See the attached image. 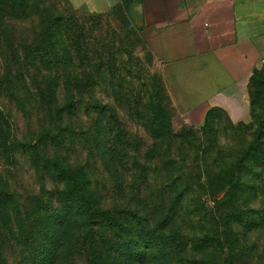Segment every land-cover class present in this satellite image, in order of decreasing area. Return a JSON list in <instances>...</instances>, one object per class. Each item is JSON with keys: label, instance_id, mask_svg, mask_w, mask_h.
I'll return each mask as SVG.
<instances>
[{"label": "rangeland", "instance_id": "rangeland-1", "mask_svg": "<svg viewBox=\"0 0 264 264\" xmlns=\"http://www.w3.org/2000/svg\"><path fill=\"white\" fill-rule=\"evenodd\" d=\"M57 2L65 12L76 17L101 16L93 33L87 30L86 59L80 67L82 71L100 72L93 85L90 83L82 90L76 111L80 122L78 118L76 121L82 130L78 128L73 140L83 144L84 150L77 155L64 148L60 150L62 157L72 163L81 160L90 167L93 183L103 198L101 205L136 209L146 228L163 238L152 252L153 256H145L151 252L142 248L138 259H117L100 244L88 248L87 244L65 241L71 236L72 227L64 225L60 230L69 234H63L64 244L54 264H87L93 258L100 264H196L201 260L214 264H264V165L254 155L238 161L242 149L255 137L264 151V62L251 78L245 105L229 110L213 106L202 120L191 121L187 117L194 116L190 111L195 106L183 103L174 106L169 102L172 120L169 129L177 138L163 137L153 141L148 123L150 112L140 111L141 116H137L131 108L134 101L147 103L149 99V94L142 95L137 86V73L145 68L147 72L158 74L153 71L158 68V62L145 49V33L134 14L137 0H118L112 9L103 13L91 11L85 0ZM38 25L37 14L26 20L17 16L0 17V80L7 71L13 76L20 69L9 56L19 50L20 43L34 37ZM113 39L119 43L118 47L113 45ZM123 50L129 60L126 55L122 58ZM116 66L121 85L112 91L106 77L108 70ZM124 69H130L134 77H123ZM166 83L162 81L165 101H170ZM30 87V93L20 83H16L12 92L0 90V109L9 117L13 137V149L8 155L1 147L3 140H7V132L0 120V188L14 194L15 200L22 205V213L26 208L23 205L29 207V196L37 193L40 185L53 187L49 177L34 170L29 152L20 147L21 143L34 141L46 122L33 86ZM64 97L62 91L59 98ZM93 104L115 111L132 144L125 153L115 156L112 166L101 151L98 154L96 149L95 155L88 151L92 134L106 132L105 122L99 124L98 113L92 110ZM139 117L146 118L145 126L144 122L135 121ZM148 149L152 152L146 156ZM47 150L56 152L54 148ZM232 183L237 190L232 199L227 200ZM237 210L247 211L241 222L236 221L239 218L235 215ZM14 214L11 227L16 229L17 216ZM227 217L236 237L232 256L223 247L221 228ZM0 235V256L4 264H39L43 257L41 252H45L43 243L33 250L29 245L18 243L17 237L6 229L0 230ZM172 242L177 249L171 246ZM229 257H232L231 263L227 260Z\"/></svg>", "mask_w": 264, "mask_h": 264}, {"label": "trees", "instance_id": "trees-1", "mask_svg": "<svg viewBox=\"0 0 264 264\" xmlns=\"http://www.w3.org/2000/svg\"><path fill=\"white\" fill-rule=\"evenodd\" d=\"M35 14L40 27L34 32V37L30 41L20 43L19 50L11 52L10 61L15 62L20 69L13 76L10 70L6 72L0 80V90L12 92L16 83H20L21 87L30 93V85L33 86L35 99L46 122L43 123L34 141L21 143L20 147L29 152L34 170L40 172L42 176L49 177L53 187L46 188L44 183L40 185L38 192L29 196V207L23 205L26 207L23 213L22 205L15 200L14 194L0 188V230L10 231L17 237L18 243L29 245L33 250L43 243L45 252H41L43 257L39 264H54L57 261L65 240L63 234H69L68 231L60 230L64 225L72 227L71 236H68L65 241H71L73 244H87L88 248L100 244L105 251L114 253L117 259H138L142 248L151 252L145 253V256H153L155 253L152 252L157 250V244L162 241L163 236L154 234V231L146 228L143 217L136 209L131 210L128 207L119 209L101 205L103 198L98 186L93 183L90 167L81 160H76V163L70 162L62 157L60 151L66 148L79 155L84 150L83 144L80 145L78 141L73 140L74 135L79 132L78 128L82 130L81 124L79 125L76 121L78 118L80 122L76 111L79 109L82 90L90 83L93 85L100 72L82 71L80 67L86 59L84 41L87 30L93 33L101 16L76 17L65 12L57 0H0V17L17 16L26 20ZM111 32L115 33L112 28ZM115 39H113V45L118 47L119 43ZM121 55L122 58L126 55V59L129 60L126 51L123 50ZM37 66L38 69H34ZM144 69L137 73V86L140 87L142 95L149 94V99L147 103L134 101L131 108L137 116H141L140 111L150 112L148 123H150L149 131L153 141L161 140L163 137L177 138V134L171 133L169 129L172 120L169 114V101H165L162 78L159 74L147 72ZM118 73L117 66L110 68L107 72L106 80L112 91L121 85L118 81L120 80ZM122 75L134 77L130 69L127 71L124 69ZM145 75L147 77H144ZM62 91L65 92V97L60 99ZM92 110L98 113L99 124L105 122L106 132L103 135L96 132L92 134L88 151L93 155L101 151V155L108 158L112 166L115 163V156L125 153L132 144L113 109L93 104ZM145 119L139 117L135 121L144 122L143 126H145ZM0 120L7 132V140H3L1 147L10 155L13 149V137L10 133L9 117L1 109ZM8 138H11L10 142ZM137 140L138 138L135 137V141ZM257 142L255 137L248 143L240 152L238 161L242 157L246 160L249 155H254L257 159H261L264 165V151L259 148ZM48 147L54 148L56 152L49 153ZM151 152L148 149L146 156L151 155ZM229 187L227 200L232 199L237 190L235 183L230 184ZM12 214L17 216V230L11 227ZM235 215L239 217L236 221L241 222V219L247 215V211L240 210ZM221 229L224 237L223 247L229 252V256H232L236 237L228 217ZM105 231H108L109 235ZM173 243L171 246L177 249ZM90 251L88 253L92 256L93 253ZM29 255L31 256L30 251ZM231 258H227L229 263ZM0 263L4 264L1 256ZM87 264H100V262L97 258H93ZM196 264L214 263L201 260Z\"/></svg>", "mask_w": 264, "mask_h": 264}, {"label": "crops", "instance_id": "crops-1", "mask_svg": "<svg viewBox=\"0 0 264 264\" xmlns=\"http://www.w3.org/2000/svg\"><path fill=\"white\" fill-rule=\"evenodd\" d=\"M118 0H85L103 13ZM135 10L170 96V104L208 108L245 105L249 80L264 61V0H140ZM151 34V36L149 35ZM152 71V70H151ZM182 99V101H180Z\"/></svg>", "mask_w": 264, "mask_h": 264}, {"label": "built area", "instance_id": "built-area-1", "mask_svg": "<svg viewBox=\"0 0 264 264\" xmlns=\"http://www.w3.org/2000/svg\"><path fill=\"white\" fill-rule=\"evenodd\" d=\"M264 62V61H263Z\"/></svg>", "mask_w": 264, "mask_h": 264}]
</instances>
